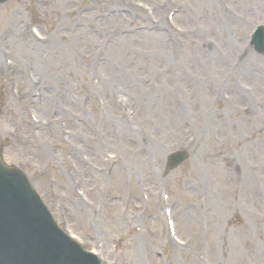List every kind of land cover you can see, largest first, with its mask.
<instances>
[{"label":"rangeland","instance_id":"rangeland-1","mask_svg":"<svg viewBox=\"0 0 264 264\" xmlns=\"http://www.w3.org/2000/svg\"><path fill=\"white\" fill-rule=\"evenodd\" d=\"M49 1L46 8L35 0H14L0 8V15L6 16L0 19V35L15 19L9 20L8 15L16 12L19 21L34 20L48 40L38 43L36 57L34 53L22 54L16 61L12 53L17 66L2 78L16 85L12 96L19 98L30 89L31 99L43 107L37 116L41 123L32 124L28 119V111L34 113L30 104H17L0 90V104L8 121L0 131L5 163L17 166V161H28L37 173L42 172L27 175L55 218L92 246H105L117 264H264V57L248 54L244 45L250 31L264 24V0L254 12L247 7V0H190V16L177 21L176 36L166 39L163 35L158 46L140 38L144 34L138 33L144 30L137 29L145 27L152 32L153 25L161 21L155 5L162 0H135L150 19L146 24L125 19L122 9L127 0ZM260 2L254 0V4ZM115 28H130L131 35L123 33L122 39L110 40L108 33ZM183 33L193 36L185 34L176 50L185 54L177 66L187 67L193 77L187 76L191 81L186 84L172 67L170 48L176 47ZM53 40L55 48L41 47ZM42 49L45 59L40 56ZM3 50L5 44H0V52ZM153 53L157 60L144 63ZM36 59L45 60L44 66L39 63L35 68ZM27 64L39 72L36 77L42 84L36 88L23 71ZM248 68L262 75L263 93L258 97L262 108L253 106L250 114H244V103L239 105L240 111L224 106L225 115L234 116L221 121L214 109H220L222 103H211L214 93L232 84L236 75ZM161 74L156 86L171 88L172 92L174 86L177 104L173 98L168 111L146 107L139 113L134 104L125 102L121 90L129 91L127 87L139 83V78ZM164 76L167 82H163ZM107 84L110 89H106ZM36 93L42 97L36 99ZM134 110V117L128 119ZM47 115L55 118L54 125ZM215 117L220 121L213 133L221 129L222 134V128L236 126L228 129V136L224 134L223 144L210 146L206 136L203 145L187 147L188 138L195 136L192 131L208 127ZM134 119L138 121L133 123ZM239 119L248 120L250 131L241 134L245 129L239 128ZM44 121H49L48 127ZM118 127L124 131L119 132ZM127 127H138L140 133ZM6 128L12 130L4 131ZM39 128L48 132L36 133ZM58 128L62 139L60 145H50L57 156L53 161L46 138H57ZM258 134L260 142L253 137ZM183 148L192 154L190 163L167 171L166 157ZM44 149L46 157L42 158ZM248 158L250 172L242 165ZM76 191L85 192V202ZM164 194L171 198L186 248L173 244L168 237ZM202 200L207 202L205 212L199 206ZM146 245L149 255H145ZM154 253H161L163 259Z\"/></svg>","mask_w":264,"mask_h":264},{"label":"bare ground","instance_id":"bare-ground-1","mask_svg":"<svg viewBox=\"0 0 264 264\" xmlns=\"http://www.w3.org/2000/svg\"><path fill=\"white\" fill-rule=\"evenodd\" d=\"M148 39H149V43L150 44H153L154 46H158L159 41L161 40L159 37H153L152 38L151 36H148ZM41 66L43 67L44 64L42 63ZM37 67L39 68V65ZM259 79H260V77L257 76L253 80L254 81H258ZM106 87L107 88H110V85L107 84ZM130 87H131V89H134L135 87H138V85L133 83L132 85H130ZM141 98H143V95H141ZM140 106H142V102L140 103ZM158 108L161 109V110H163V111H168V105L165 104V101L163 99L159 102ZM43 152H45V149L43 150ZM187 211H190V209H187ZM186 219L187 220H190L191 218L189 216H187ZM139 255H140V250H139Z\"/></svg>","mask_w":264,"mask_h":264},{"label":"water","instance_id":"water-1","mask_svg":"<svg viewBox=\"0 0 264 264\" xmlns=\"http://www.w3.org/2000/svg\"><path fill=\"white\" fill-rule=\"evenodd\" d=\"M17 221H14V220H10V219H6V223L8 226H5L4 229L5 230H0V234H5L7 233V235L9 234L10 230L12 228H14L16 225H17ZM7 236L3 237V236H0V238H3L5 239Z\"/></svg>","mask_w":264,"mask_h":264}]
</instances>
